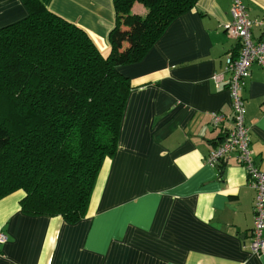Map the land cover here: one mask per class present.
<instances>
[{
  "label": "crops",
  "instance_id": "0c3cea01",
  "mask_svg": "<svg viewBox=\"0 0 264 264\" xmlns=\"http://www.w3.org/2000/svg\"><path fill=\"white\" fill-rule=\"evenodd\" d=\"M86 30L103 55L114 26L112 0H39ZM264 21V0H242ZM231 0H198L176 17L144 57L119 67L129 77L117 149L105 157L85 215L75 223L21 210L24 191L0 199V264H264L250 250L255 191L229 158L205 156L221 139L212 112H231L224 55ZM132 11L145 15L134 3ZM0 0V27L26 15ZM254 38L264 25H254ZM222 74L221 78H214ZM241 95L256 165L264 170V68L250 66Z\"/></svg>",
  "mask_w": 264,
  "mask_h": 264
},
{
  "label": "trees",
  "instance_id": "16d2710c",
  "mask_svg": "<svg viewBox=\"0 0 264 264\" xmlns=\"http://www.w3.org/2000/svg\"><path fill=\"white\" fill-rule=\"evenodd\" d=\"M197 1L112 0L103 55L84 28L22 0L26 15L0 27V199L21 189L26 214L69 223L85 215L131 90L119 67L141 60ZM136 2L145 15L133 13Z\"/></svg>",
  "mask_w": 264,
  "mask_h": 264
},
{
  "label": "built area",
  "instance_id": "2783aa9c",
  "mask_svg": "<svg viewBox=\"0 0 264 264\" xmlns=\"http://www.w3.org/2000/svg\"><path fill=\"white\" fill-rule=\"evenodd\" d=\"M231 20L225 26L228 37L236 42L235 53L224 55V72L228 73L227 88L231 100V112H212L210 123L220 128V141L209 150L205 162L211 167H222L229 158L235 160L246 172L247 185L255 191L253 204V226L250 236V250L255 254L264 252V170L255 163L250 148L249 128L245 124V104L241 95L244 79L253 63L264 68V37L254 38L252 28L264 21L250 17L242 0H231ZM215 74L214 78H221ZM7 236L0 232V244Z\"/></svg>",
  "mask_w": 264,
  "mask_h": 264
}]
</instances>
